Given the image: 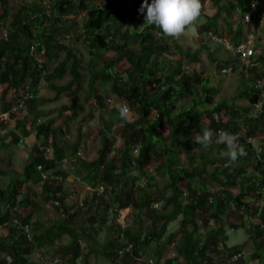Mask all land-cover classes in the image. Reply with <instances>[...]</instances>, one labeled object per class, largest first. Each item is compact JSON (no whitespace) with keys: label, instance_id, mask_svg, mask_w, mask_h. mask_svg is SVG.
Here are the masks:
<instances>
[{"label":"trees","instance_id":"trees-1","mask_svg":"<svg viewBox=\"0 0 264 264\" xmlns=\"http://www.w3.org/2000/svg\"><path fill=\"white\" fill-rule=\"evenodd\" d=\"M49 1L53 14L48 15L39 5L22 2L19 11L10 16L8 0H0L4 9L0 17L1 109L3 105L6 111L11 110L9 103L17 102L26 86L31 85L35 90L38 84L44 83L56 93L54 101L66 94L73 96L74 105L68 111L72 112L70 120L76 118L85 76L83 60L73 47L81 42L91 58L88 100H94L103 111L100 130L103 147L98 159L89 162L79 153L85 136H79L77 143L66 144L58 136L61 129L54 130L53 120L38 124L43 114L36 108L42 104L37 92L29 102L30 113L26 117L18 119L19 113L13 114L18 119L16 129L21 135L12 132L0 136V150L9 137L17 147L20 138H27L34 130L40 142L44 140L47 145L51 142L54 158L46 159L42 145L37 146L23 173L16 174L6 188L0 183V225L10 222L9 233L0 236V264H36L31 257L37 250L61 255L60 264L81 261L89 264L91 255L109 264H227L229 258L239 254L243 257L236 264H264V148L259 159L254 144L249 143L250 138L264 136V50L258 51L253 45L255 55L248 60L234 52L220 60L211 57L217 61L220 73L238 72L246 80L238 99H246L254 108L261 105L257 115L242 120L232 102L216 103L219 89L209 88L200 76L187 75L181 58L166 71L168 56L176 54L168 40L176 37L144 22L137 12L142 0H104L102 5L98 4L99 0H80L77 4L73 0ZM206 1L201 0L200 16L204 22L200 25L201 31L206 35L212 32L236 47L247 41V16L258 25L261 22L262 0L229 3L209 0L212 14L206 12ZM84 14L81 29L71 24L69 17ZM236 15L239 19L235 26L232 21ZM127 19L134 25L128 26ZM66 33H72L74 44L66 45L59 39ZM35 43L47 50L44 68L32 55ZM133 46L139 50H133ZM181 51L179 48L184 57L192 56ZM108 53H114L116 58L106 62L103 70H95L94 62ZM124 62L132 68L122 70L120 65ZM45 70L49 72L47 76H43ZM68 78L66 85H57ZM105 85L115 98L125 101L137 114L136 120L122 121L118 108L106 109L104 97L99 93ZM182 99H191V104L175 111L172 104L182 103ZM104 113L112 119L106 120ZM224 115L229 116L227 121ZM245 128L247 138L238 140L246 155L238 157L235 163L222 156L225 145L219 144L220 157L212 160L193 140L205 129L215 134L222 129L238 135ZM117 138L121 139L119 146ZM253 154L254 172L246 176L245 167ZM112 155L115 156L111 159ZM66 161L72 166L75 164V169L62 171L60 167ZM39 166L52 171V176L63 177L64 181L74 174L93 190L107 186L109 200L89 192L82 204L70 206L67 199L72 191L68 183H49L41 188ZM152 166H156L154 173L149 170ZM9 173L7 168L0 167L1 177ZM157 177L167 179L163 188L156 184ZM142 180H147L146 187L139 185ZM236 187H240L238 194L232 192ZM59 190L63 195L56 198L53 194ZM19 196H24L21 212L14 209ZM54 199L62 208L50 211L47 207ZM158 204L160 209L155 207ZM129 210L147 214L150 230H144L141 220L132 227L110 226V236L105 246H101L98 237L109 225L112 214L120 216ZM43 211L47 212L50 223L31 227L30 233H26L25 228L31 226L36 213ZM179 219H182L179 231L169 234V226ZM210 224L218 226L207 233ZM240 230H245L255 244L250 262L244 256L247 244L227 245L229 232ZM65 238H70L69 244L64 243ZM172 253L176 256L170 257ZM219 255L223 259L218 260Z\"/></svg>","mask_w":264,"mask_h":264},{"label":"rangeland","instance_id":"rangeland-1","mask_svg":"<svg viewBox=\"0 0 264 264\" xmlns=\"http://www.w3.org/2000/svg\"><path fill=\"white\" fill-rule=\"evenodd\" d=\"M75 4H77L80 0H73ZM238 0H227L226 3L229 2H237ZM9 5L8 9L10 12V16L13 14H16L19 9L21 8V3L24 2L27 5H39L48 15L53 14L54 11L52 9L51 2L49 0H8ZM104 0H99L98 4L102 5ZM260 5L263 8V13L260 15V24L258 25L256 22H254L251 18V21H248V24L245 25V32H246V40L253 37L254 38V45L257 48L258 51L264 50V0L260 3ZM206 12L211 13L213 12V9L211 7V3L209 0L206 1ZM4 9L0 5V17L3 16ZM86 14L82 16H71L69 17V20L72 21V25L79 26V29L82 27V23L85 20ZM239 16L236 15L233 19V24L236 26L238 23ZM201 20V16L197 18V20L193 23L192 26L186 27L184 33L176 37L174 40L169 39L168 44L172 51L176 53L174 56H168L169 60V67L166 69H170V67H173L179 58H181V61L186 69L187 75L190 76H200L203 78L204 83L211 89H219V94L215 97L216 103H227L230 104L231 102L234 104L235 109L238 110L242 115V120H245V118L249 116H255L258 114L259 109L251 107L249 105V102L246 99H238V96L241 94V89L246 86V80L243 79V77L238 72H229V74H224L223 71L221 73L218 70L217 61L222 58H229L231 55L227 50H225L222 46H216L213 43L210 42V40L207 38L206 34L203 33L199 26V21ZM10 21V19H9ZM127 25L133 26V22L127 19ZM8 22V20H7ZM6 25V22H4ZM8 24V23H7ZM64 44L71 45L74 40V37L72 33H66L63 37L61 36L59 38ZM74 44V43H73ZM77 54L82 58L83 60V66H84V91L81 93L78 99V107L79 111L77 114V117L70 120L72 117V112L68 111L71 109V107L74 105V98L71 94H66L62 96L59 100L54 101L56 98V93L52 91V89L45 84L43 87V90L39 93V99L42 102L41 105L36 107L39 112L43 114L42 117H40L38 120L45 122L48 119L53 120V128L54 130H60L61 133H59L58 136L60 138H64L66 144H74L77 143V139L79 136H85L84 141H82L80 152L82 157H86L89 162L95 161L99 157V153L102 150L103 147V137L100 135L101 130V115L102 110L97 106L94 100L89 99L88 100V93H89V86L88 81L90 79L89 64L91 63L90 56L86 53L85 49L83 48V45L81 42H76L75 46L73 47ZM179 48L182 49V51L185 52V54L190 53L192 56L190 57H184L180 54ZM133 50L138 51L139 48L137 46H133ZM181 51V52H182ZM211 57L215 58L216 60L212 59ZM115 54L114 53H108L103 56H101L100 59H97L94 62V69L97 71H101L104 69L106 62L114 60ZM52 68V66H50ZM120 68L124 71H127L132 68L131 64L128 62H124L120 65ZM227 69V68H226ZM229 69V68H228ZM70 81V78L58 82V86L60 85H66ZM107 87L103 88L101 86V89L99 93L104 97L105 106L106 109L109 108H118V106L126 105L129 108V120H136L137 114H135L129 107L128 104H126L125 101L120 100L118 98H115L111 91L110 87L108 85H105ZM200 95L203 96V90L200 89ZM13 101L9 103V107H13ZM191 104V99H182V103H174L172 106L175 108V111L180 110L181 108L188 106ZM11 107L9 109H11ZM7 108V107H6ZM69 108V109H66ZM7 108V110H9ZM30 106L28 108L19 113L16 117L18 119H22L23 117H26L30 112ZM9 111H6L5 108L1 109L0 104V136H5L8 133H16L19 136V132L16 129L17 126V120L13 114L9 117H5V113H8ZM105 112V111H104ZM105 114V113H104ZM48 116V117H45ZM228 115H224L223 119L225 121L228 120ZM105 119L110 121L112 118L110 115L105 114ZM246 129V128H245ZM117 130H119V127H117ZM3 133V134H2ZM33 134H35L34 130L32 131ZM212 142L207 147H202L205 153L209 155V158L214 160L218 159L220 157L221 148L219 147V144H217L215 141L217 139V134L212 132ZM165 135H168L166 132ZM240 138H247L248 136V129L242 131L239 134ZM110 137V135H109ZM112 138L115 139L114 135H112ZM21 140L23 138H20ZM13 138L9 137L6 146L2 147L0 150V167L3 169L7 168L11 173L8 174L6 177L0 176V183L2 182V186L6 188L9 181L16 176V174L23 173L28 160L30 158L32 146L27 143V140H22V144H19L17 147L14 146L12 143ZM117 144L120 145L121 139L117 138ZM40 144V143H39ZM43 141H41L42 147L46 146H52L51 142L48 143V145ZM238 146L242 144V142H239L237 140ZM252 144H254V148L257 151H260L264 148V136H258L255 138V140L252 141ZM41 147V148H42ZM256 153V152H255ZM135 155H137L135 153ZM115 155L111 156V159L114 158ZM255 155L253 154L250 163L246 165L245 172L246 176H252L253 175V162L255 163ZM71 163V162H70ZM66 162L63 163L60 167L62 171L69 172L73 169H75L76 165L74 164V167H67ZM156 169V166H152L149 168L151 172L154 173ZM211 171H213V168H211ZM236 174L235 176H237ZM243 178V177H242ZM156 184L163 188L165 183L167 182V179L164 178H156ZM148 184L147 180H142L139 185L146 187ZM69 188V187H68ZM72 195L69 199L70 206L72 204H80V201L84 199L85 196H88V190L87 188H84L83 186L79 185V183L75 184V187L71 190ZM74 191V192H73ZM240 191L239 188H234L232 192L235 194H238ZM157 200H159L160 197H156ZM264 205V202L262 203ZM158 209H160L161 205H157ZM53 204L49 202L47 209L54 210ZM53 212V211H52ZM47 213V212H45ZM43 212H37L35 217L31 220V226L33 229L39 226H47L50 223V218ZM25 214V213H24ZM34 216V215H33ZM84 219V218H83ZM141 220L144 225V230L149 231L151 228V222L148 221L147 214L140 215L138 212L134 210L125 211L122 213L121 216L113 215L110 217V223L107 227L103 228V232L98 237L99 243L101 246H105L109 236L110 226H116L121 225L123 227H132L136 223H138ZM182 225V219H179L175 222H173L169 228L168 233L174 234L177 233ZM211 229L207 230V233H210L211 230H215L217 228V224H210ZM202 229H205L204 225H201ZM204 233H206L204 231ZM229 241L227 242V245L230 247H236L239 245L247 244V250L244 252V256L246 258V262H250L251 255L253 254L255 250V244L254 242L250 241L247 232L245 230H240L237 232H229ZM65 244L70 243V238H65L64 240ZM176 244V242H175ZM82 248L85 249L86 245L84 243L81 244ZM86 250V249H85ZM86 252V251H85ZM88 252V251H87ZM54 252H44V251H35L34 254L31 257V260L35 262L36 264H50L54 259ZM61 256V255H58ZM176 256L174 253L171 254L170 257ZM218 260L223 259L220 255ZM148 258L151 260L152 257ZM80 264H86L84 261H81ZM89 264H109L107 261L103 260L102 258H98L96 255H91L89 258Z\"/></svg>","mask_w":264,"mask_h":264},{"label":"clouds","instance_id":"clouds-1","mask_svg":"<svg viewBox=\"0 0 264 264\" xmlns=\"http://www.w3.org/2000/svg\"><path fill=\"white\" fill-rule=\"evenodd\" d=\"M201 9V0H142L137 12L143 16L144 22L148 25L157 27L168 36L179 37L184 33L186 27L192 26L201 15ZM28 86L34 90L33 86ZM39 86L44 87L45 84L40 83L37 85L34 90L35 95L36 92L40 93L38 91ZM118 112L122 121L128 120L129 108L126 105L118 106ZM212 135L213 133L210 130L205 129L202 134L195 135L193 140L201 147H207L212 142ZM237 140L238 136L236 134L222 130L217 134L215 141L217 144L226 146V151L222 153V156L226 157L231 163H235L238 157L246 155L243 148L238 146ZM155 207L158 209L157 205Z\"/></svg>","mask_w":264,"mask_h":264},{"label":"built area","instance_id":"built-area-1","mask_svg":"<svg viewBox=\"0 0 264 264\" xmlns=\"http://www.w3.org/2000/svg\"><path fill=\"white\" fill-rule=\"evenodd\" d=\"M247 21H251L250 15L247 16ZM206 36L210 40L211 43L222 45L225 50H227L228 52H234L236 54V56L241 57L243 60H248L250 57L255 55V49L253 48L255 40L253 37L249 38L246 42H244L241 45H239L238 47H236L226 39L217 38L216 35L212 32H210ZM31 52H32L33 57L38 60L40 67L44 68V66L46 65L45 56L47 54V50L45 48H42V46L40 44L35 43L31 49ZM223 73L228 74L229 71L224 70ZM46 75H47V71L45 70L43 72V76H46ZM42 90H43V87L39 86L38 91L41 92ZM35 97H36V95L34 93V90L30 86H28L24 92V95L20 99H18L17 102H15L12 109L9 110L8 113L4 114L5 117H9L12 114H18V113L23 112L28 107L29 102H31L33 99H35ZM257 108L260 110L261 105L257 106ZM128 115H129V113H128ZM38 124H41V121H39ZM220 131H222V130H220ZM237 136H238V138L241 137L239 134ZM22 140L20 142H22ZM253 140L254 139L250 138L249 143H252ZM20 144H22V143H20ZM41 151H42V155L46 159L50 160V159L54 158L53 146L42 147ZM135 153L138 155L139 152L136 151ZM261 153H262V150L258 151L257 155H258L259 159H260ZM38 170L41 173L40 185H39L41 188L44 187L46 184H49V183L51 185H55V184H60L63 182H65V183L69 182L68 179H66L64 181L63 177H61L59 175L52 176V171H46L44 166H39ZM87 190H88V192L97 193L99 196H105L106 199L109 200V197L107 196V192H108L107 186H100L96 190H93L91 188H87ZM62 195H63V191H61V190H59L55 194H53V196H55L56 198H60ZM23 200H24V196H19L18 198H16L14 209L17 212L18 211L21 212V205H22ZM214 201L215 200L213 197L210 198L211 204H213ZM80 202L82 204L83 200ZM51 203L53 204V206L55 208H58V209L62 208L61 203L57 199L52 200ZM112 212H113V210H112ZM121 215H122V213H121ZM9 225H10V222H6L5 224L0 225V236H4V235L6 236L9 233V231H8ZM31 227L32 226H26V228H25L26 233H28V234L30 233ZM242 257H243V255L239 254L237 256L229 258L227 260V264H236L239 261V259H241ZM61 260L62 259L60 258V256L56 255L50 264H60L62 262Z\"/></svg>","mask_w":264,"mask_h":264},{"label":"crops","instance_id":"crops-1","mask_svg":"<svg viewBox=\"0 0 264 264\" xmlns=\"http://www.w3.org/2000/svg\"><path fill=\"white\" fill-rule=\"evenodd\" d=\"M198 21H199V26L204 23L201 20H198ZM36 107H38V106H36ZM37 111H38V109H37ZM34 132H35V134L31 133L27 138L22 137L23 139H25V141L27 140V143H29L32 146L31 151L29 150V152H31V153L34 151L35 147H37V146L40 147L41 146V142L37 138V131H34ZM30 156H31V154H30ZM66 163H67V161H66ZM69 164L70 165H67L68 168H69V166L73 167L71 163H69ZM68 181H69L68 182V187L71 188V190H72L73 187H75L76 183H79V185L83 186L84 188H89L87 185L81 183L80 179L78 177H76V175H74V174H71L68 177Z\"/></svg>","mask_w":264,"mask_h":264}]
</instances>
